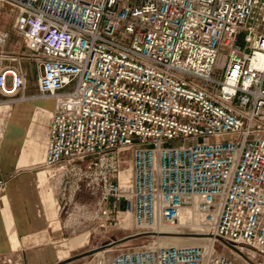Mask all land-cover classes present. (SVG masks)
<instances>
[{"label": "built area", "instance_id": "1", "mask_svg": "<svg viewBox=\"0 0 264 264\" xmlns=\"http://www.w3.org/2000/svg\"><path fill=\"white\" fill-rule=\"evenodd\" d=\"M0 2L29 52L0 50V104L54 100L41 167L58 215L141 238L115 248L109 232L88 264H249L239 244L264 256V0ZM185 211L206 240L161 243ZM0 264H25L23 249Z\"/></svg>", "mask_w": 264, "mask_h": 264}, {"label": "crops", "instance_id": "2", "mask_svg": "<svg viewBox=\"0 0 264 264\" xmlns=\"http://www.w3.org/2000/svg\"><path fill=\"white\" fill-rule=\"evenodd\" d=\"M35 64L22 62L29 88L39 70ZM32 101H19L10 111L8 104L0 105V179L4 182L0 187V256L23 249L25 264H44L55 252L62 257L74 246L56 240L54 250L50 248L61 235L60 217L55 192L41 165L47 154L54 101Z\"/></svg>", "mask_w": 264, "mask_h": 264}, {"label": "rangeland", "instance_id": "3", "mask_svg": "<svg viewBox=\"0 0 264 264\" xmlns=\"http://www.w3.org/2000/svg\"><path fill=\"white\" fill-rule=\"evenodd\" d=\"M12 19H13V11L11 10L10 6L0 2V29L4 28L9 32L8 40L4 45H2V47H0V50H3L7 53H15L18 54L19 56H28L29 52L27 51V49L23 44V41L21 40V38L13 28ZM22 60L27 62H33V60H29V59H22ZM34 79L35 78L33 77L32 79H30V81H34ZM35 90H36V85L34 81V85L30 86V88L28 87V92H32ZM47 99H51V98H47ZM23 101H31V100H23ZM13 106L14 104L9 105V111L10 109L13 108ZM59 217L60 218L58 219V222L60 223V225L58 231L61 235H59L55 239L52 237L55 242L52 243V245H50L51 251L54 250L56 243H58L56 242V240L57 241L61 240L63 243L66 244H72L74 248H69L67 250L68 252L67 255H64L62 257H60L55 252L54 255L51 256V258L47 260L44 264H53L54 262H58V261L63 263L69 262L70 264H88L94 253H96L100 249H103L104 247H108L105 246V243L109 242L110 240V238L106 239V235L109 232L112 238L117 240L128 235L130 231L129 229L123 228L122 230L115 228L112 230L110 229L108 232H104L103 229H100L98 225H96V227L93 228L92 226H90V224H84V225H80V227L73 228V225L71 224V222L74 221V219L72 218L73 216L65 217L62 214V216ZM182 223L176 226L177 229H174L172 231L173 234H167L165 236L177 237L179 238V240L182 239L179 242L187 241L185 239L187 238L189 239L194 236L196 237L197 235L203 237L205 236V235H200L203 234L204 232L199 230L198 227L196 226L186 227L183 226ZM124 224L130 225L129 215L127 221ZM90 231H95L97 233L95 234V236H93L92 233L89 235ZM184 233H189V234H184ZM67 237L70 238L66 240ZM63 238H65V241L63 240ZM139 241H141V238L139 237L124 239V241H119V245L115 248H120L132 244H138ZM166 242L169 243L168 241L162 243L167 244ZM182 243L183 242H181V244ZM172 244L181 245L179 243H172ZM218 246L221 247L220 244ZM227 251L230 250L227 249ZM234 253L237 260L244 258L248 261L249 264H264V256L255 248H251L246 245L239 244V248L237 250L235 249Z\"/></svg>", "mask_w": 264, "mask_h": 264}, {"label": "bare ground", "instance_id": "4", "mask_svg": "<svg viewBox=\"0 0 264 264\" xmlns=\"http://www.w3.org/2000/svg\"><path fill=\"white\" fill-rule=\"evenodd\" d=\"M43 100H46V99H43ZM32 101V100H31ZM19 102V101H18ZM17 104V103H16ZM0 105H2V104H0ZM3 132V131H2ZM2 134V133H1ZM1 136V135H0ZM128 215H129V213H127L125 216H124V221L126 222L127 221V219H128ZM129 217H130V215H129ZM187 217H188V214L186 213V211H185V213L184 214H182L181 215V217H180V219H181V221L184 223V222H186V220H187ZM131 222V221H130ZM181 222V223H182ZM176 226H178V225H176ZM176 226H166L165 228H162L161 230H160V232H162L161 234H160V240H161V243L163 242V243H165V241H168L169 243H179V244H181V242H183L182 244H193V243H195V242H199V241H203V240H206V235L203 237V236H199V235H197V236H199V237H192V238H187V239H185V240H187V241H181V242H179L180 240H182V239H180L179 240V238H177V237H168V236H165V235H167V234H173V230L174 229H177L176 228ZM197 227V226H196ZM205 233H203V234H200V235H204ZM165 236V237H164ZM167 243V242H166Z\"/></svg>", "mask_w": 264, "mask_h": 264}, {"label": "water", "instance_id": "5", "mask_svg": "<svg viewBox=\"0 0 264 264\" xmlns=\"http://www.w3.org/2000/svg\"><path fill=\"white\" fill-rule=\"evenodd\" d=\"M185 234H189V233H185ZM137 235H126L124 236L123 238H120V239H117L116 241L119 242V241H124V239H128V238H133V237H136Z\"/></svg>", "mask_w": 264, "mask_h": 264}]
</instances>
